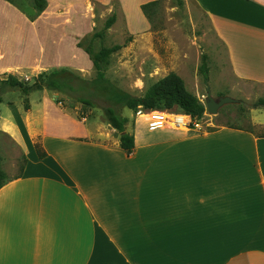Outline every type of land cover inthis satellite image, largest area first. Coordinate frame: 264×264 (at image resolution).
I'll return each mask as SVG.
<instances>
[{
  "label": "crops",
  "instance_id": "obj_1",
  "mask_svg": "<svg viewBox=\"0 0 264 264\" xmlns=\"http://www.w3.org/2000/svg\"><path fill=\"white\" fill-rule=\"evenodd\" d=\"M46 1L31 19L0 0L2 79L70 68L57 64L68 60L57 45L101 30H92L89 0ZM112 1L122 10L159 0ZM190 1L209 18L231 73L264 86V0ZM74 6L85 11L77 26L67 14ZM39 92H6L0 104V133L24 159L0 188V264H264L263 133L145 130L136 119L127 151L107 121L79 119Z\"/></svg>",
  "mask_w": 264,
  "mask_h": 264
},
{
  "label": "rangeland",
  "instance_id": "obj_2",
  "mask_svg": "<svg viewBox=\"0 0 264 264\" xmlns=\"http://www.w3.org/2000/svg\"><path fill=\"white\" fill-rule=\"evenodd\" d=\"M13 1L28 16H35L31 1ZM94 1L101 4L97 6L91 0L86 4L87 13L92 20V30L98 28L102 30L105 21L113 14H116L117 21L108 30L104 42L91 37L78 42L77 46L84 51L91 49L92 52H97L102 44L107 47L122 46L121 50L111 56L106 70V76L113 85L133 96H141L168 73L179 72L188 91L197 96L202 103L206 100L207 87L216 99L228 96L240 101L239 104L222 107L216 116L207 114L205 122H212L211 128L225 125L264 134V126L260 127L257 124H264V109L252 108L259 98H264V86L241 81L231 73L227 53L217 41L209 18L192 1L159 0L156 5L150 7L147 15L142 10L145 4L137 7L135 3L127 2L121 10L118 1L105 0V2L109 1V6L99 0ZM84 12L74 6L68 9L67 14L73 18L74 25L77 26L85 17ZM82 31L80 37L85 35V30ZM77 46L75 43L57 45L59 58L67 54L68 59L57 64H65L82 78L91 81L96 77L93 63L89 55L81 54ZM203 60L209 69L208 81L204 80L200 72ZM39 73L25 70L19 75H12L33 85ZM2 78L0 76V79ZM91 90V93H87L84 98L90 101L92 107L75 103L58 93L48 92L52 98H63L59 106L61 108L65 106L64 109L75 116L85 112L89 117L106 122L104 109L113 105L102 94ZM7 92L18 91L9 89ZM14 95L15 97L11 94L16 99V105L22 104V96L19 93ZM31 95V99H35L41 95V92L35 91ZM4 112L5 108L2 107V116H6ZM117 112L123 117L126 116L132 124L137 122L132 110L118 107ZM138 122L140 128L147 130L145 122L142 120ZM23 163V153L20 148L0 133V167L6 171L7 179L19 176Z\"/></svg>",
  "mask_w": 264,
  "mask_h": 264
},
{
  "label": "trees",
  "instance_id": "obj_3",
  "mask_svg": "<svg viewBox=\"0 0 264 264\" xmlns=\"http://www.w3.org/2000/svg\"><path fill=\"white\" fill-rule=\"evenodd\" d=\"M6 1L19 8L13 0ZM27 1H31L35 9V16H31V19H34L47 7L46 0ZM158 2L159 1H154L143 5V13L147 15L150 7L156 5ZM94 3L97 6L100 5L97 2ZM19 9L21 10V8ZM116 21V14L108 17L103 29L94 34L93 39H100L104 42L108 30L111 29ZM121 49L122 46L120 45L107 47L104 44H102L97 52H92L91 49H87L91 55H89V57L93 63L94 70L96 71V77L91 81L82 78L71 68H55L42 71L38 74L33 85L18 79L12 74H6L4 79H0V104L2 103V96L9 89L18 91L24 95H28L35 91L46 90L58 93L64 98L67 97L75 103H81L85 106L92 107L90 101L84 97L87 93H91V89L96 90L112 103L113 106L104 109L106 121L113 129L121 134V147L127 151H132L134 149V136L126 132V126L129 120L117 112L118 107L128 108L133 112H136L140 106L151 110L176 109L194 118H201L204 115L206 105H204L197 96L188 91L183 78L175 72H170L165 77L159 79L141 96H133L113 85L106 76V70L110 64L111 56ZM200 72L204 80L208 81L209 69L204 60ZM63 100V98L57 99V104L62 103ZM25 108L28 109V105H26ZM63 108H65V106ZM252 108L264 109V98H259L252 105ZM86 116V113L83 112L78 115L77 118L83 119L86 118ZM36 149L39 156L43 157L44 154L40 153L38 145ZM6 181L7 176L0 167V188Z\"/></svg>",
  "mask_w": 264,
  "mask_h": 264
},
{
  "label": "built area",
  "instance_id": "obj_4",
  "mask_svg": "<svg viewBox=\"0 0 264 264\" xmlns=\"http://www.w3.org/2000/svg\"><path fill=\"white\" fill-rule=\"evenodd\" d=\"M203 104L205 105V101ZM134 114L135 118L149 124L151 129L164 128L173 131L207 132L213 126L212 122H205L207 110L201 118H194L176 109L151 110L141 106Z\"/></svg>",
  "mask_w": 264,
  "mask_h": 264
},
{
  "label": "water",
  "instance_id": "obj_5",
  "mask_svg": "<svg viewBox=\"0 0 264 264\" xmlns=\"http://www.w3.org/2000/svg\"><path fill=\"white\" fill-rule=\"evenodd\" d=\"M239 103L240 101L228 96H224L216 99L212 96L210 88L207 87V96L205 100V105L208 114L216 116L218 114L219 109H221L222 107L230 104H239Z\"/></svg>",
  "mask_w": 264,
  "mask_h": 264
}]
</instances>
